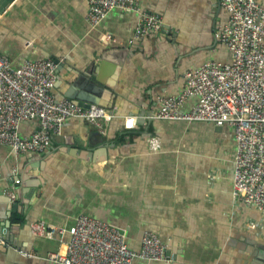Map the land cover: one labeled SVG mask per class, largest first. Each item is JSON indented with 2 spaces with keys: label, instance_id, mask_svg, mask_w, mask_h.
Segmentation results:
<instances>
[{
  "label": "crops",
  "instance_id": "crops-1",
  "mask_svg": "<svg viewBox=\"0 0 264 264\" xmlns=\"http://www.w3.org/2000/svg\"><path fill=\"white\" fill-rule=\"evenodd\" d=\"M1 1L0 52L14 66L57 60L55 98L76 101L70 95L92 88L91 104L113 116L105 132L66 119L42 152L0 144V235L9 243L0 244V264H58L43 256L64 248L80 214L121 229L134 250L146 231L157 233L171 259L151 264H264V213L233 197L234 127L150 117L160 97L184 90L186 70L232 61L216 37L230 17L219 0H141L166 29L132 43L140 11L115 9L92 26L88 0ZM39 125L24 121L21 134ZM41 220L59 229L53 237L33 232Z\"/></svg>",
  "mask_w": 264,
  "mask_h": 264
},
{
  "label": "built area",
  "instance_id": "built-area-1",
  "mask_svg": "<svg viewBox=\"0 0 264 264\" xmlns=\"http://www.w3.org/2000/svg\"><path fill=\"white\" fill-rule=\"evenodd\" d=\"M141 0H88L87 20L99 25L115 9L140 11L130 43L152 31H165L163 17L156 12H142ZM229 20L216 31L218 40L232 52L231 62L209 60L184 73L185 88L178 95L160 97V109L153 119L206 121L234 127L237 143L234 159L233 197L264 213V5L261 0H219ZM111 37V35H108ZM58 62L54 59H25L14 66L9 56L0 52V144L15 154L42 152L61 132L68 118L85 119L101 132L112 119L103 107L85 106L73 99H56L52 90L57 79ZM196 103L184 110L188 98ZM37 119L39 128L22 135L24 121ZM135 118L125 123L133 128ZM154 137L151 147L157 149ZM11 198L15 193L11 192ZM35 234L53 237L59 230L44 220L32 223ZM63 232V231H62ZM64 245L45 256L58 264H146L169 261L167 245L161 237L146 231L139 250L132 249L123 231L108 222L80 214L69 230ZM0 244L9 243L0 235ZM32 256V253L25 252Z\"/></svg>",
  "mask_w": 264,
  "mask_h": 264
},
{
  "label": "water",
  "instance_id": "water-1",
  "mask_svg": "<svg viewBox=\"0 0 264 264\" xmlns=\"http://www.w3.org/2000/svg\"><path fill=\"white\" fill-rule=\"evenodd\" d=\"M1 1V0H0ZM10 0H2L1 2H2V4L3 5H7V3L9 2ZM0 10H1V7H0ZM56 62H58L57 60H56ZM93 92V89L92 88H86V91L85 90H81V91H79V92H77V93H74V94H72V95H70L71 97H73L74 99H76V102H78L79 104H83V105H85V106H89L90 104H91V95H90V93H92ZM91 98H90V97ZM78 99V100H77ZM90 100V101H89ZM220 128V127H219ZM17 206H18V204L17 203H15L14 205H13V208L14 209H16L17 208ZM167 254H169V251H167ZM146 262V261H145ZM165 264H170V263H165Z\"/></svg>",
  "mask_w": 264,
  "mask_h": 264
}]
</instances>
